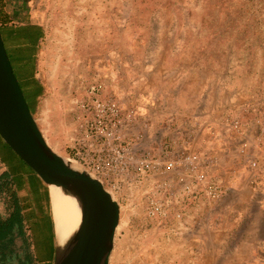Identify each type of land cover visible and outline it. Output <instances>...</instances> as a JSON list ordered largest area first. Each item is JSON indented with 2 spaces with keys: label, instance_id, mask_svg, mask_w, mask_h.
<instances>
[{
  "label": "crops",
  "instance_id": "1",
  "mask_svg": "<svg viewBox=\"0 0 264 264\" xmlns=\"http://www.w3.org/2000/svg\"><path fill=\"white\" fill-rule=\"evenodd\" d=\"M32 1L11 0L12 21L3 23V27L5 44L21 74L18 80L37 100L42 94L37 83V70L35 68L33 75L29 73L27 76L18 55L19 50L30 48L33 53L29 56L35 59L43 36L42 24L35 21L39 8L33 9ZM177 47H157L147 51L140 60L124 59L123 66H119L121 72L114 74L111 94L136 104L142 119L149 117L152 128L145 139L146 145L155 140L156 135H160L161 140H191V145L181 148L190 149L192 146L203 154L217 156L219 171L226 178L232 177L230 187L215 204L205 206L200 203L197 208H190L191 218L199 224L196 235L182 238L184 232L171 228L141 232L136 230L140 224L132 222L125 239L128 243L154 241V251H140L144 264L152 253L156 256V263L168 264V246H171L176 264H264V132L261 125L264 122V91L256 90L254 80L243 83L236 70L229 74L226 58L215 61L211 53L206 54L204 50L196 59L193 51L184 53ZM173 56L180 59L175 60ZM217 65L219 69H213ZM133 67H138L136 73ZM229 78L236 79L238 83L230 86ZM244 106L251 107L249 113L243 112ZM227 115L241 119L242 135H235L221 126ZM241 147L248 153L244 158L238 154ZM2 150L5 149L0 142V162L4 166L0 175L6 172L13 183L23 208L24 228L36 218H43L42 227L46 236H39L43 247H37L36 236L39 233L33 230L37 222L32 223V229L29 228L32 258L35 264H52L54 242L49 237L50 231H46L48 224L53 233L47 211L46 186L37 175L24 171L16 158ZM247 159H251L256 166L253 167ZM25 178L30 185L26 186ZM192 226L189 228L192 229ZM115 254L114 239L110 257Z\"/></svg>",
  "mask_w": 264,
  "mask_h": 264
},
{
  "label": "rangeland",
  "instance_id": "2",
  "mask_svg": "<svg viewBox=\"0 0 264 264\" xmlns=\"http://www.w3.org/2000/svg\"><path fill=\"white\" fill-rule=\"evenodd\" d=\"M31 7L39 8L35 21L42 24L43 36L35 59L29 56L24 72L27 76L33 75L36 68L42 94L37 100L30 95L28 106L45 141L62 157H67L72 110L76 101L87 94L88 87L102 84L105 93L111 94L114 74L121 72L119 66H123V60H140L147 51L157 47L174 49L178 44L181 52L193 51L196 59L204 50L215 61L226 58L229 74L236 70L243 83L254 80L256 90L264 91V0H33ZM0 31L6 41L3 23ZM4 46L8 56L13 57ZM14 67L21 78L15 62ZM132 69L136 73L138 67ZM228 83L234 86L238 81L229 78ZM18 162L24 171L35 174L23 162ZM3 169L0 162V173ZM24 181L26 186L30 185L26 178ZM4 199L8 195L0 198L1 215L6 214ZM47 206L51 217L49 198ZM41 217L25 228L29 240V228L37 222L33 228L39 233L37 247H43L39 236H46ZM132 222L140 224L136 230L154 231L145 221L139 203L136 208L121 203L115 233L116 254L110 257L109 264H144L140 251L155 250L152 240L148 243L126 241ZM46 225L53 240L51 228ZM168 247L166 262L176 264L171 246ZM11 262L16 264L17 260L12 258ZM147 264H158L154 253Z\"/></svg>",
  "mask_w": 264,
  "mask_h": 264
},
{
  "label": "built area",
  "instance_id": "3",
  "mask_svg": "<svg viewBox=\"0 0 264 264\" xmlns=\"http://www.w3.org/2000/svg\"><path fill=\"white\" fill-rule=\"evenodd\" d=\"M244 109L249 113L251 107ZM142 116L136 104L106 94L102 84L91 85L72 110L66 158L99 181L120 211L123 202L132 208L139 203L145 221L154 228L184 232L182 238L196 235L199 224L191 218L190 208L218 202L232 177L219 171L217 156L192 146L181 148L191 145L186 138L181 142L156 135L146 145L152 124ZM221 122L231 133L242 135L239 117L227 115ZM261 125L264 132V122ZM238 154L244 158L248 153L241 147Z\"/></svg>",
  "mask_w": 264,
  "mask_h": 264
},
{
  "label": "water",
  "instance_id": "4",
  "mask_svg": "<svg viewBox=\"0 0 264 264\" xmlns=\"http://www.w3.org/2000/svg\"><path fill=\"white\" fill-rule=\"evenodd\" d=\"M0 139L46 186H55L77 206L79 222L52 264H109L120 208L101 183L57 154L45 141L14 75L0 31ZM65 159L68 160L66 162ZM49 198V190H47ZM50 206V204H49ZM51 212V208H50Z\"/></svg>",
  "mask_w": 264,
  "mask_h": 264
},
{
  "label": "trees",
  "instance_id": "5",
  "mask_svg": "<svg viewBox=\"0 0 264 264\" xmlns=\"http://www.w3.org/2000/svg\"><path fill=\"white\" fill-rule=\"evenodd\" d=\"M11 0H0V24L12 21ZM32 113V111L30 110ZM2 146L6 150V153L11 154L21 161L0 139ZM5 150L3 152H5ZM22 162V161H21ZM13 183L9 179V175L5 172L0 175V198L7 196L8 199H4L6 214H0V264H14L11 262V253L13 251L14 239L21 238L23 248H25V258H17L16 264H35L32 259L30 251L31 242L25 235L24 218L22 216V206L16 196L15 190H12Z\"/></svg>",
  "mask_w": 264,
  "mask_h": 264
},
{
  "label": "bare ground",
  "instance_id": "6",
  "mask_svg": "<svg viewBox=\"0 0 264 264\" xmlns=\"http://www.w3.org/2000/svg\"><path fill=\"white\" fill-rule=\"evenodd\" d=\"M64 160L68 162L67 159L64 158ZM70 165L73 169L79 170L73 163ZM48 190L55 240L58 245H61L76 229L79 212L75 201L70 196L64 195L59 188L49 186Z\"/></svg>",
  "mask_w": 264,
  "mask_h": 264
},
{
  "label": "flooded vegetation",
  "instance_id": "7",
  "mask_svg": "<svg viewBox=\"0 0 264 264\" xmlns=\"http://www.w3.org/2000/svg\"><path fill=\"white\" fill-rule=\"evenodd\" d=\"M1 35H2V33H1ZM2 39H3L4 45H5L6 41H5V38H4L3 35H2ZM30 52H31L30 48H25L23 50H19V52H18V55H19V58H20L19 60L23 64V67H25L27 65V62L29 63V59L28 58H29ZM9 60H10V63H11V66H12V69H13V72H14V75L17 78V81H18V83L20 85V88L22 90V93L24 95V98H25L26 102L29 105V96H30V94H28V92L24 89V87H22V85L20 84V82L18 80V76H17V74L15 72L16 69L14 67V62H15L14 56L12 57V55H11V57H9ZM15 65H16V63H15ZM16 68H17V66H16ZM19 239L20 238H15L14 239L13 251L11 253V257L14 258V259H17V258L23 259V258H25V255H26L25 248H23V243H21L22 240L20 239L21 242L19 243Z\"/></svg>",
  "mask_w": 264,
  "mask_h": 264
}]
</instances>
